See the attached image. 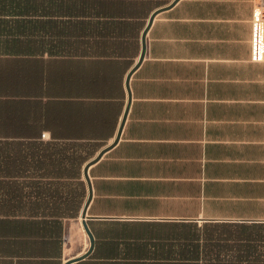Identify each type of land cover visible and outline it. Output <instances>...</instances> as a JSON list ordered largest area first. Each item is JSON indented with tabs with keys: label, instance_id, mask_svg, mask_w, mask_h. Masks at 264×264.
Returning <instances> with one entry per match:
<instances>
[{
	"label": "crops",
	"instance_id": "1",
	"mask_svg": "<svg viewBox=\"0 0 264 264\" xmlns=\"http://www.w3.org/2000/svg\"><path fill=\"white\" fill-rule=\"evenodd\" d=\"M170 1L138 19L136 39L90 43L58 31L56 55L46 38L35 55H0L6 153L51 132L101 142L94 154L111 142L141 31ZM127 87L119 138L87 170L89 253L79 258L89 246L83 228L78 248L64 235L79 211L32 213V198L15 192L25 179L0 165V264H236L223 258L234 247L194 243L190 229L264 222V16L256 1L178 0L160 11Z\"/></svg>",
	"mask_w": 264,
	"mask_h": 264
},
{
	"label": "trees",
	"instance_id": "2",
	"mask_svg": "<svg viewBox=\"0 0 264 264\" xmlns=\"http://www.w3.org/2000/svg\"><path fill=\"white\" fill-rule=\"evenodd\" d=\"M164 1L167 0H0V55H35L42 44L40 38H46L48 54L56 55L58 31L69 37H84L90 43L93 39L103 43L107 38L136 39L138 19ZM61 16H76L78 21L59 19ZM72 24L74 33L68 29ZM58 135L51 132L45 141L16 143L9 155L0 143V165H9L16 178L25 179L22 185H16L15 192L17 197L32 198V213L76 217L85 197L82 165L102 143ZM190 230L197 241L194 243L203 238L214 245L234 247L230 249L232 253L223 255L226 261L264 264V222Z\"/></svg>",
	"mask_w": 264,
	"mask_h": 264
},
{
	"label": "water",
	"instance_id": "3",
	"mask_svg": "<svg viewBox=\"0 0 264 264\" xmlns=\"http://www.w3.org/2000/svg\"><path fill=\"white\" fill-rule=\"evenodd\" d=\"M178 0H171L168 4L164 5V6H160L156 9H154L148 16L147 20H146V23L141 31V34H140V51H139V54H138V58L136 60V62L133 64V66L129 69L127 75H126V78H125V86H126V89H127V103H126V106L123 110V113H122V116H121V119H120V122H119V125H118V128L116 130V133L114 135V138L111 142H109L108 144L104 145L103 147H101L92 157H90L88 160H86L83 165H82V168H81V177H82V180L85 182V185H86V196L84 198V201L81 205V208L79 210V218H80V224L85 232V234L87 235L88 237V241H89V246L86 250V252L80 256L79 258L87 255L89 253V251L91 250V247L93 245V238H92V235L87 227V224L85 222V210H86V206L89 202V199L91 197V186H90V182H89V178H88V174H87V170H88V167L93 164L94 162H96L104 152H106L108 149H110L113 145H115V143L117 142L118 138H119V134H120V131H121V127L123 125V121L125 119V116H126V112H127V107H128V102L130 100V94H129V89L127 87V81L131 75V73L133 72V70L139 65V63L141 62L143 56H144V52H145V36H146V32L153 20V18L155 17V15L157 13H159L160 11L166 9V8H169L171 7L172 5H174ZM79 258H75L76 259H79Z\"/></svg>",
	"mask_w": 264,
	"mask_h": 264
},
{
	"label": "rangeland",
	"instance_id": "4",
	"mask_svg": "<svg viewBox=\"0 0 264 264\" xmlns=\"http://www.w3.org/2000/svg\"><path fill=\"white\" fill-rule=\"evenodd\" d=\"M83 230L80 225V219L77 217V219L70 220L67 222V227L65 231V239L66 243H71L72 247H80L83 243ZM83 246V244H82ZM71 252V250L69 251Z\"/></svg>",
	"mask_w": 264,
	"mask_h": 264
},
{
	"label": "built area",
	"instance_id": "5",
	"mask_svg": "<svg viewBox=\"0 0 264 264\" xmlns=\"http://www.w3.org/2000/svg\"><path fill=\"white\" fill-rule=\"evenodd\" d=\"M258 6L259 13L264 16V0H255ZM44 136V134H42Z\"/></svg>",
	"mask_w": 264,
	"mask_h": 264
}]
</instances>
